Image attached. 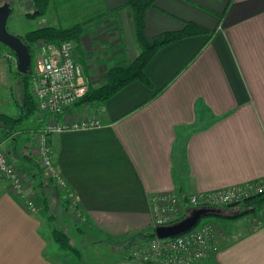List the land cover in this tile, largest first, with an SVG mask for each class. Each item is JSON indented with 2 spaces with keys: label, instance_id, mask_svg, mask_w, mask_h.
Wrapping results in <instances>:
<instances>
[{
  "label": "crops",
  "instance_id": "1",
  "mask_svg": "<svg viewBox=\"0 0 264 264\" xmlns=\"http://www.w3.org/2000/svg\"><path fill=\"white\" fill-rule=\"evenodd\" d=\"M20 2H9L8 18ZM53 2L38 27L60 26L52 12L48 15ZM124 3L98 0L95 15L81 19V37L74 45L84 72L103 66L97 65L101 59L111 62L110 68L126 66L137 56L131 12ZM23 5L27 10L31 3ZM186 21L208 32L161 47L145 67L152 87L133 81L102 105H74L63 118L98 119L100 125L50 135L53 163L83 220L73 216L32 154L25 158L22 152V165L13 162L15 143L4 139L7 157L25 173L26 192L39 208L29 210L0 181V264H64L51 235L57 217V228L67 235L68 229L98 233L132 247L146 240L150 197L264 178V0H156L145 12L144 31L155 36L179 30ZM38 120L37 113L27 132H35ZM28 149L33 151L34 143ZM54 205L57 217L50 213ZM253 216L213 222L218 251L200 264H264V224L252 226ZM43 228L47 236L41 235ZM108 264L142 263L116 257Z\"/></svg>",
  "mask_w": 264,
  "mask_h": 264
},
{
  "label": "built area",
  "instance_id": "2",
  "mask_svg": "<svg viewBox=\"0 0 264 264\" xmlns=\"http://www.w3.org/2000/svg\"><path fill=\"white\" fill-rule=\"evenodd\" d=\"M33 46L34 68L29 80V90L39 122L36 127V143L32 151L44 175L64 194L73 216L83 220L67 181L57 170L52 160L49 137L52 133L79 131L100 125L98 119L69 121L65 114L75 102L85 95L89 78L78 60L74 42L71 40L52 43L38 41ZM16 62V57L14 55ZM0 141V181H6L15 195L20 196L25 206L37 211L39 203L26 192L25 175L6 155ZM253 193L264 192V178L238 186L207 192L178 194L166 192L150 197L152 212L150 229L153 236L142 245L128 250V256L144 264H200L212 259L218 251L213 228L203 222L178 235L158 238L154 229L170 225L184 218L195 208H220L243 200Z\"/></svg>",
  "mask_w": 264,
  "mask_h": 264
},
{
  "label": "trees",
  "instance_id": "3",
  "mask_svg": "<svg viewBox=\"0 0 264 264\" xmlns=\"http://www.w3.org/2000/svg\"><path fill=\"white\" fill-rule=\"evenodd\" d=\"M51 1L52 0H30L31 6L33 7V11L31 13H26V16L31 19L41 18L46 14ZM155 1L156 0H125L123 6L128 7L130 9L133 36L139 52L137 56L126 66L115 65L110 67L107 70L105 82L98 87H92L89 85L87 92L84 96H82L75 102V106H82L86 104L102 105L120 89H122L133 81H139L147 87H152L151 82L145 73V67L147 66L152 56L161 47L183 38L196 35H203L208 32V30L204 27L194 22L186 21L183 27L179 30L165 31L155 36H146L144 31L145 12L148 8L154 5ZM80 37L81 23H74L67 27L45 25L26 31L22 36H20V38L22 42L25 43L29 48L30 72L32 73L34 68L33 54L31 50L33 44L41 40L52 43H59L61 41L71 40L78 44ZM0 46L5 45L0 42ZM8 50L13 53L10 49ZM14 72H16V74H18V76L22 80V100L15 114L0 113V127L2 128V137L4 139L10 136V134L16 130L18 125L26 121L34 113H37L35 104L33 102L29 90V80L31 77V73L29 75H25L19 73L17 70H15ZM25 157L32 158L29 154H26ZM38 169L40 172H42L40 166L38 167ZM54 187L58 191H60L55 185ZM64 200L67 203L65 197ZM262 208H264V193H259L257 195L247 197L246 199H243L241 201L230 203L220 208H217L218 213L209 215L232 219L247 213L261 210ZM196 209L199 208L191 209L184 216L191 214V212ZM51 235L53 240L58 244L61 249H67L72 252L78 253V251L73 248L70 244L68 235L64 230L53 226L51 228ZM152 236L153 233H144V237L146 240ZM123 258L132 259L128 255H125Z\"/></svg>",
  "mask_w": 264,
  "mask_h": 264
},
{
  "label": "rangeland",
  "instance_id": "4",
  "mask_svg": "<svg viewBox=\"0 0 264 264\" xmlns=\"http://www.w3.org/2000/svg\"><path fill=\"white\" fill-rule=\"evenodd\" d=\"M7 1L15 4L17 0H0V5ZM22 1L23 2H20L18 4L17 8L14 9L12 15L7 20V24H6L7 30L12 34H15V32H20V31H23L22 33L24 34L28 30L37 28L39 24H45L43 20L45 18L31 19L26 16V13H31L33 11V7L28 6L27 10H25L26 7H24L23 5L24 1H26L27 5H29V3L31 2L30 0H22ZM53 1L54 2L52 3V8L53 7L54 8L48 11V15L52 12L54 14V18L58 19V22L61 27H67L74 23H80L82 18H85L86 20L87 17L91 15H95L97 11L96 5H97L98 0H53ZM88 3H90V5L92 6L89 7ZM34 45L36 44H33L31 48L32 54H33V66L35 64L34 62L35 56H34V50H33ZM8 49L9 48L7 46H0V53H1L0 55V113L15 114L22 100L23 84L18 74L14 72L16 70V62L14 60V54L11 53ZM97 54L98 53H96V55ZM94 61L95 59L93 60V62ZM108 63L111 64V62H108ZM108 63L107 62L105 63L104 60L101 59L100 61L97 62V65H100V64L103 65L100 68L96 67L93 70L90 69V71H88V68L87 70L85 69V73L87 74V77L89 78L90 86L98 87L105 82L106 73L110 66ZM36 118H37V113H34L30 118H28L26 121L18 125L16 130L10 134V137L9 136L7 137L8 139L11 138L9 142L15 143V148L11 154V156H14L13 154L17 153V157L13 159L14 163L21 164V165L23 164V160L21 159L23 156L22 152H26V154H29V155L32 154V151H29L28 147L30 143H36V128H34V131H35L34 133H30V132H27V130H29L27 129V127L35 124ZM76 120H79V119H76ZM72 121H75V120H72ZM20 127L24 129L26 128L25 129L26 132H23L24 130H19L17 132V129ZM20 131L22 133H19ZM1 140H4V138L2 137V134H0V141ZM23 174L25 175L24 172ZM257 194L258 193H255V192L253 193L252 191V194H250V196L257 195ZM50 213L54 214L55 217L58 216L59 211L55 205L53 207L50 206ZM251 216H253L251 220L252 226H259L261 224H264V217L262 218L259 217L260 210L244 214L237 218L244 217L242 218V220L244 221L246 219L249 220ZM218 219H223L224 221L225 220L230 221L227 218H222V217H218L215 215H205V216H201L195 225V226H198L202 224L203 222L209 223L214 230L213 235H214L216 244H217V239H216L217 235H216L215 227L212 223L219 221ZM232 219H236V218H232ZM59 221H60L59 217H57L56 221L54 222V225L56 227H59ZM68 230L67 232H68L69 242L72 245V247L78 251V253L72 252L67 249H62V250L60 249V251L64 255L63 260L66 261L64 262V264H108L112 258L124 257L125 255H128V251H129L128 248L130 247H128L125 240H123L122 238H121L122 240L118 241L116 239L113 240L109 238L100 237L101 235L99 236L98 233L91 234L88 232L85 235V234H80L75 229L74 230L68 229ZM147 230L148 231H145V232L153 233V229L149 228ZM48 234L49 232H47V228H43L41 235L47 236ZM97 237L99 238V240L97 239ZM142 244L143 242H141L138 245H142ZM49 248L47 249V254L49 253L48 251ZM125 251H127V253Z\"/></svg>",
  "mask_w": 264,
  "mask_h": 264
},
{
  "label": "water",
  "instance_id": "5",
  "mask_svg": "<svg viewBox=\"0 0 264 264\" xmlns=\"http://www.w3.org/2000/svg\"><path fill=\"white\" fill-rule=\"evenodd\" d=\"M11 13L9 2L0 5V42L7 46L16 57V70L25 75L30 74V52L20 36L10 33L6 24ZM218 213L215 208H199L176 223L155 227L154 233L158 238L170 237L183 233L193 227L201 216Z\"/></svg>",
  "mask_w": 264,
  "mask_h": 264
}]
</instances>
